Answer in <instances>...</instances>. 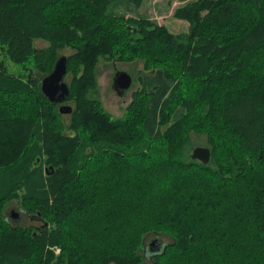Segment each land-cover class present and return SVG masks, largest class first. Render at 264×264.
Wrapping results in <instances>:
<instances>
[{
    "label": "trees",
    "instance_id": "1",
    "mask_svg": "<svg viewBox=\"0 0 264 264\" xmlns=\"http://www.w3.org/2000/svg\"><path fill=\"white\" fill-rule=\"evenodd\" d=\"M141 1L0 0V264H264V0L180 36L114 11ZM66 48L69 114L40 89ZM106 56L143 62L123 118L87 96Z\"/></svg>",
    "mask_w": 264,
    "mask_h": 264
},
{
    "label": "rangeland",
    "instance_id": "2",
    "mask_svg": "<svg viewBox=\"0 0 264 264\" xmlns=\"http://www.w3.org/2000/svg\"><path fill=\"white\" fill-rule=\"evenodd\" d=\"M195 0H142L138 7L134 5L122 4L120 7L114 8V11L123 15L125 18L133 19H145L150 23L156 24L157 26H164L167 28L170 34L175 36L186 35L188 33V23L183 20L176 19L174 16L175 11L178 8L185 6ZM118 8V9H117ZM36 47H44L46 44L44 42H37ZM72 53V49L66 48L61 52V55L68 56ZM4 57L1 55L0 60ZM8 71L12 75H26L27 71L22 70L21 67L14 66L10 62L6 61ZM143 62L141 60H135L132 62H122L118 61L115 57L110 58L98 57L97 64L95 67V82L96 85L91 89L87 96L91 99H95L99 102L101 107L108 112L113 119L123 118L126 113V108L132 100V93L137 89H140L139 82L135 81L136 74L142 71ZM27 68L34 70L33 65H27ZM117 72H125L132 76V84L128 90H126L122 95H118L112 87L114 75ZM134 77V79H133ZM70 81V76L64 77V82L67 84ZM68 105L74 108V102L68 101ZM69 114V113H67ZM187 158H190L192 153L191 147H186ZM17 204H9L7 207V212L16 213V217H11L7 215L10 219L11 224H23L28 223L26 220L27 216L17 209ZM38 224V223H37ZM165 240L168 238L163 236ZM59 249H56V253Z\"/></svg>",
    "mask_w": 264,
    "mask_h": 264
},
{
    "label": "water",
    "instance_id": "3",
    "mask_svg": "<svg viewBox=\"0 0 264 264\" xmlns=\"http://www.w3.org/2000/svg\"><path fill=\"white\" fill-rule=\"evenodd\" d=\"M67 58L61 56L53 66V69L49 75L44 77L40 82V89L42 94L52 103L60 104L67 100L69 96V89L64 77L67 72L66 68ZM132 84V77L125 72H117L114 75L112 87L118 95H122L126 90L130 88ZM59 110L62 113H70L72 107L66 104H61ZM192 159H197L202 163H207L210 160V149L204 146H197L193 148L191 153ZM11 217H16V213H8ZM15 219V218H14ZM155 241L159 242V239H153L150 245H153ZM160 243V242H159Z\"/></svg>",
    "mask_w": 264,
    "mask_h": 264
},
{
    "label": "flooded vegetation",
    "instance_id": "4",
    "mask_svg": "<svg viewBox=\"0 0 264 264\" xmlns=\"http://www.w3.org/2000/svg\"><path fill=\"white\" fill-rule=\"evenodd\" d=\"M67 103V100L63 101L62 103L58 104V107L61 105V104H66Z\"/></svg>",
    "mask_w": 264,
    "mask_h": 264
}]
</instances>
